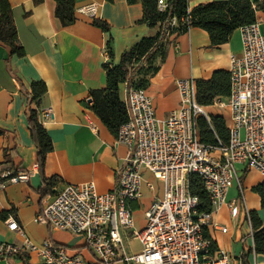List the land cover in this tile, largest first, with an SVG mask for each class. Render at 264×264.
<instances>
[{"label": "crops", "instance_id": "1", "mask_svg": "<svg viewBox=\"0 0 264 264\" xmlns=\"http://www.w3.org/2000/svg\"><path fill=\"white\" fill-rule=\"evenodd\" d=\"M8 1L25 56H12L6 64L9 50L0 45V172L15 174L32 170L34 165H38L37 150L28 129V98L24 94L30 90L32 82L42 81L47 87L41 99L38 120L50 136L53 150L47 155L42 173L37 167L28 182L8 185L0 190V216H4L3 219L0 217V242L22 243V236L7 229L6 222L14 219L33 243L50 240L87 260H93L84 248L81 236L53 230L45 224L33 222V218L39 214L53 189L58 190L64 184L93 182L101 194L116 187L127 149L123 145H115V138L92 113L89 108L91 103H88L89 92L106 88L102 65L108 41L113 64L117 65L124 52L140 39L154 35L157 28L137 23L143 14L141 0H75V10L91 2L97 3V14L90 19L74 10L76 21L68 27H62L56 19L54 0H40L37 4L35 0ZM212 1L224 0H187L188 11ZM94 20L107 23L109 32L95 27ZM256 20L260 22L261 31V26L264 28V13L257 12ZM241 47L240 29L235 30L229 41L218 48L210 47L208 34L199 28L171 36L165 61L145 90L153 102L157 119H164L178 108L177 80H208L214 71H230V56L240 54ZM126 97V84H121L119 98L124 104ZM48 112L51 114L49 118L44 117ZM238 171L242 194L233 184L227 191L224 204L211 214L218 228L210 226L203 230L207 239L212 241L214 250L229 254L230 264H241V255L254 247L251 226L244 211L247 210L248 214L256 212L264 225V209L259 196L252 191L264 178L254 170L243 171L240 166ZM252 176L254 180L250 181ZM43 178L58 181L45 196L42 192ZM143 178L141 198L132 204L137 229L144 226V212L153 199L162 194V184L148 172H143ZM148 182L153 184L154 191L147 188ZM240 195L241 201L230 212L227 203L239 199ZM123 240L128 247L136 241L129 239L127 234H123ZM138 245V251H126L125 248L124 251L138 253L141 248ZM26 259L27 264H39L35 255L26 256ZM247 260L249 264H264V255L252 251ZM0 264L24 262L17 256L6 262L0 259Z\"/></svg>", "mask_w": 264, "mask_h": 264}, {"label": "built area", "instance_id": "2", "mask_svg": "<svg viewBox=\"0 0 264 264\" xmlns=\"http://www.w3.org/2000/svg\"><path fill=\"white\" fill-rule=\"evenodd\" d=\"M157 8L164 12L166 0H158ZM97 10L98 4L91 2L75 12L94 19ZM175 25L172 19L171 26ZM240 34L241 52L230 56L229 96L211 105L228 109L231 125L227 145L220 141L215 147L200 143L197 119L203 117L209 123L210 118L197 103L193 79L175 82L179 106L162 120L157 119L146 91L129 87L127 121L115 138L116 146L127 149L116 187L101 194L93 182L64 184L53 189L33 218L37 224L81 236L94 259L87 260L50 240L33 243L14 219L6 222L7 229L22 236V243L0 242V259L6 262L11 257L35 255L39 264H230L229 254L212 249V241L204 237L203 230L218 228L211 214L224 204L233 184L242 194L239 166L264 178V34L257 20L241 27ZM50 115L48 112L44 117ZM37 167L15 174L0 172V190L28 182ZM143 172L162 184V194L153 199L144 212V226L137 229L132 204L141 198ZM193 174L201 179L209 196L208 213L197 212L198 198L189 192ZM146 186L154 191L152 183ZM240 199L241 195L227 203L230 212ZM244 212L251 226L247 210ZM123 234L140 244L138 253L124 251Z\"/></svg>", "mask_w": 264, "mask_h": 264}, {"label": "trees", "instance_id": "3", "mask_svg": "<svg viewBox=\"0 0 264 264\" xmlns=\"http://www.w3.org/2000/svg\"><path fill=\"white\" fill-rule=\"evenodd\" d=\"M40 0H35L39 3ZM54 15L62 27L75 23V0H54ZM167 9L159 12L158 0H141L143 14L137 23L146 24L149 28H157L154 35L140 39L131 49L124 52L117 65L113 64L110 42H107L108 60L102 68L106 76V88L89 92L92 113L116 138L120 127L127 121L125 104L119 98V86L126 84L129 87L146 90L150 80L165 61L169 38L173 35L185 34L192 28L205 31L210 40L211 48H218L226 44L232 33L243 26L256 21V13H264V1L251 2L250 0L212 1L194 7L188 12L187 0H166ZM172 19L176 25L171 26ZM93 25L103 32H109V25L100 20H94ZM0 45L9 50V58L16 56L23 58L25 50L19 43L15 27L13 12L8 0H0ZM196 100L202 107H209L216 99H226L230 93V72L225 70L214 71L208 80H197ZM47 87L44 82H32L30 90L24 92L28 98L27 110L28 129L31 139L37 150L38 169L42 173L47 155L52 152L53 145L50 136L38 120V111L42 97ZM208 123L203 117L197 119L199 141L205 146L215 147L220 141L223 145L229 142V131L223 117L210 115ZM1 133V132H0ZM55 178H43V196L47 195L56 186ZM260 198L261 208L264 209V181L252 188ZM189 192L198 198L197 212L208 213L211 209L209 196L205 191L201 179L193 174L189 177ZM2 219L4 216H0ZM254 241L253 250L241 255V264L248 263V254L252 251L257 255H264V225L256 212H249ZM205 238H208L204 234ZM213 243H211L212 249ZM27 264L26 256H21Z\"/></svg>", "mask_w": 264, "mask_h": 264}, {"label": "rangeland", "instance_id": "4", "mask_svg": "<svg viewBox=\"0 0 264 264\" xmlns=\"http://www.w3.org/2000/svg\"><path fill=\"white\" fill-rule=\"evenodd\" d=\"M261 31L263 32L264 34V28L263 26H261ZM205 111L210 115H220L221 117L224 118L225 122H226V125L230 126V117H229V112H228V109H218V108H215V107H211V108H207L205 109ZM250 181H253L254 180V176L250 177L249 179ZM241 185H242V182H241ZM125 243V246L124 248L126 249V251H129L131 250V252L133 251H138L139 250V245L136 241H132L130 244H129V247L127 246L126 242Z\"/></svg>", "mask_w": 264, "mask_h": 264}, {"label": "water", "instance_id": "5", "mask_svg": "<svg viewBox=\"0 0 264 264\" xmlns=\"http://www.w3.org/2000/svg\"><path fill=\"white\" fill-rule=\"evenodd\" d=\"M88 103L90 104V103H91V101L89 100V101H88Z\"/></svg>", "mask_w": 264, "mask_h": 264}]
</instances>
